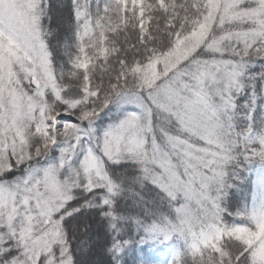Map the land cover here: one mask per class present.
<instances>
[{"label": "snow or ice", "instance_id": "1", "mask_svg": "<svg viewBox=\"0 0 264 264\" xmlns=\"http://www.w3.org/2000/svg\"><path fill=\"white\" fill-rule=\"evenodd\" d=\"M0 264H264V0H0Z\"/></svg>", "mask_w": 264, "mask_h": 264}]
</instances>
